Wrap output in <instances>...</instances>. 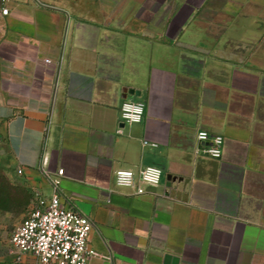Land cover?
Returning <instances> with one entry per match:
<instances>
[{"label": "crops", "instance_id": "1", "mask_svg": "<svg viewBox=\"0 0 264 264\" xmlns=\"http://www.w3.org/2000/svg\"><path fill=\"white\" fill-rule=\"evenodd\" d=\"M0 124L32 196L64 170L89 264H264V0H1Z\"/></svg>", "mask_w": 264, "mask_h": 264}, {"label": "built area", "instance_id": "2", "mask_svg": "<svg viewBox=\"0 0 264 264\" xmlns=\"http://www.w3.org/2000/svg\"><path fill=\"white\" fill-rule=\"evenodd\" d=\"M2 14H9L8 8ZM46 62H49L47 60ZM121 117L126 124L143 122L145 103L141 101H125L121 108ZM197 139L202 150L213 158L222 157L224 137L201 130ZM144 145H149L145 140ZM152 146L156 147L155 144ZM49 178L53 191L50 195L34 192L31 205L15 229L11 243L23 258H30L32 264H89L97 254L89 245L93 224L87 216L65 204L61 195V176ZM163 170L157 166H147L138 174L131 171H119L116 183L119 187L131 188L137 195L146 194L145 187L161 184Z\"/></svg>", "mask_w": 264, "mask_h": 264}, {"label": "rangeland", "instance_id": "3", "mask_svg": "<svg viewBox=\"0 0 264 264\" xmlns=\"http://www.w3.org/2000/svg\"><path fill=\"white\" fill-rule=\"evenodd\" d=\"M31 199L26 176L14 161L0 124V264H31L11 243L15 229L31 205Z\"/></svg>", "mask_w": 264, "mask_h": 264}]
</instances>
